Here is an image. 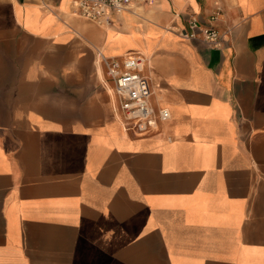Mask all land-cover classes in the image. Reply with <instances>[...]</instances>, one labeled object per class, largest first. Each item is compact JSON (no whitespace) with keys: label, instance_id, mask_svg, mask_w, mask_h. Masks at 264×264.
Masks as SVG:
<instances>
[{"label":"crops","instance_id":"0c3cea01","mask_svg":"<svg viewBox=\"0 0 264 264\" xmlns=\"http://www.w3.org/2000/svg\"><path fill=\"white\" fill-rule=\"evenodd\" d=\"M74 1L0 0V264H264V0H150L107 28ZM131 52L171 116L145 137L100 62Z\"/></svg>","mask_w":264,"mask_h":264},{"label":"built area","instance_id":"2783aa9c","mask_svg":"<svg viewBox=\"0 0 264 264\" xmlns=\"http://www.w3.org/2000/svg\"><path fill=\"white\" fill-rule=\"evenodd\" d=\"M150 0H75V15L100 27L111 25L110 13L137 15L141 6ZM213 19V18H212ZM185 40L201 39L213 48H220L222 37L212 28H202L195 21L188 22V29L179 32ZM100 62L106 75L112 81L114 117L125 131L137 137H145L153 133L159 122L170 119L167 108L155 109L151 99L152 82L143 74L148 61L139 52H131L120 58L100 56Z\"/></svg>","mask_w":264,"mask_h":264},{"label":"bare ground","instance_id":"6f19581e","mask_svg":"<svg viewBox=\"0 0 264 264\" xmlns=\"http://www.w3.org/2000/svg\"><path fill=\"white\" fill-rule=\"evenodd\" d=\"M107 28V27H106ZM144 56V55H143ZM145 57V59L148 61V58H147V56H144Z\"/></svg>","mask_w":264,"mask_h":264},{"label":"rangeland","instance_id":"374dc122","mask_svg":"<svg viewBox=\"0 0 264 264\" xmlns=\"http://www.w3.org/2000/svg\"><path fill=\"white\" fill-rule=\"evenodd\" d=\"M144 53H146V52H144ZM147 54V53H146ZM147 58H148V60H149V57L147 56Z\"/></svg>","mask_w":264,"mask_h":264}]
</instances>
